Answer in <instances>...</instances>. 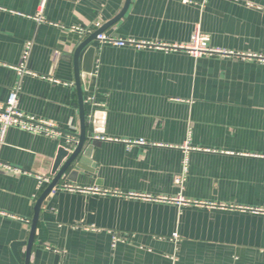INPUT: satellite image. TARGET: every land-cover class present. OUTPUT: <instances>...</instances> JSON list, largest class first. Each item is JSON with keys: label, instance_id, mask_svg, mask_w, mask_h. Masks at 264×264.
Listing matches in <instances>:
<instances>
[{"label": "crops", "instance_id": "0c3cea01", "mask_svg": "<svg viewBox=\"0 0 264 264\" xmlns=\"http://www.w3.org/2000/svg\"><path fill=\"white\" fill-rule=\"evenodd\" d=\"M39 3L0 0V107L19 86L24 116L53 124L0 144V264H264V0H130L119 18L127 0H48L42 22ZM199 27L230 53L166 49ZM81 92L87 140L29 252L55 158L80 140Z\"/></svg>", "mask_w": 264, "mask_h": 264}, {"label": "built area", "instance_id": "2783aa9c", "mask_svg": "<svg viewBox=\"0 0 264 264\" xmlns=\"http://www.w3.org/2000/svg\"><path fill=\"white\" fill-rule=\"evenodd\" d=\"M47 2H48V0H40L38 10L34 16V18L38 22H42L45 20L44 12H45ZM73 29L79 30V31L84 32V33H88L87 30H83L78 26H74ZM97 38L103 43L104 42H110V43H113V44L118 45V46H124L126 44H132V45H138V46L150 44L149 42H137L136 40H133V39H129V40L117 39V38H114L112 36L106 35L104 33L98 34ZM31 46H32V43L27 42L24 53H23L24 60H26L28 58ZM165 47H166V49H171V48L187 49L190 53H192L195 56H198L201 54H213V53L228 54V53H230V52H224L223 50H220L218 48H213L210 44L209 35L205 34L200 29V27L197 28V30L194 32L190 44H186V45L174 44L172 46H165ZM25 63L26 62H23L21 64V66H19L17 68L19 74H21V75L29 72L25 66ZM97 72L98 71H95V72H93V74L95 75ZM19 93H20L19 86H15L14 88H12L10 91V94L7 98L6 103L4 104V106L0 107V144L5 143V138H6L7 132L9 130V128H11V127H17V128L22 129V130L30 131L33 133H40L45 128H48V129L53 128V124L50 122L37 121L33 118H29V117L24 116V114L18 108ZM89 101H92V103L96 104L95 102H93V98H89ZM97 138H99V137L97 136ZM136 143L145 144L146 142L143 139H139L136 141ZM184 170H185V172L187 170L186 163H185ZM183 177H184L183 173H182V175L177 176L176 182L181 184ZM63 187L66 189H69V190L79 189L78 187L73 186V185H69V184H66ZM89 191L96 192V191H100V190L98 188H95V189L90 188ZM181 202L189 203L188 201H186L184 199H182Z\"/></svg>", "mask_w": 264, "mask_h": 264}, {"label": "water", "instance_id": "95a60500", "mask_svg": "<svg viewBox=\"0 0 264 264\" xmlns=\"http://www.w3.org/2000/svg\"><path fill=\"white\" fill-rule=\"evenodd\" d=\"M129 2H130V0H127V3H126V6H125L124 10L121 12V14L119 16H117V18H119L121 15H123L124 11L127 9L128 5H129ZM117 18H115V20ZM100 33H101V30L96 31L93 34V38H96L97 35L100 34ZM89 42H90V39H87L78 47V49L76 50V53H75L76 58L78 57L79 51H81V49L84 48ZM94 51L95 50H94L93 47H90L88 49V51H87V54H86V70H85L87 72H90L91 69H92V63H93V59H94ZM84 77H86V84H87L88 79H90L89 73L86 74V76H84ZM77 84H78V86L80 85L79 80H78ZM79 90H81V88H79ZM80 106H81L82 132H81L79 143H78L77 147L73 151H70V150L66 149L65 147H61L59 152H58V155L55 158L54 165H53V172H52L55 176H54L51 184L47 187V189L44 191V193L40 196V198L38 199L37 204H36L35 217H34V220H33L32 237H31V239L29 241V249H28L29 252L31 250V245H32L33 238H34L33 234H34V231L36 229L37 220H38V216H39V211H40L41 205H42L45 197L60 182V180L62 179L63 175L70 168L72 163L77 159L78 155L80 154V152H81V150H82V148H83V146H84V144H85V142L87 140L86 119H85V113H84V107H83L82 92L80 93ZM86 154H88V152H86Z\"/></svg>", "mask_w": 264, "mask_h": 264}]
</instances>
